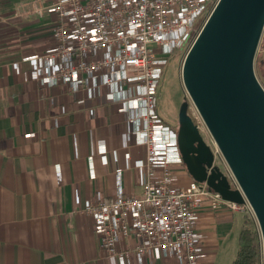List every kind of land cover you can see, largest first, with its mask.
Here are the masks:
<instances>
[{
  "label": "crops",
  "instance_id": "crops-1",
  "mask_svg": "<svg viewBox=\"0 0 264 264\" xmlns=\"http://www.w3.org/2000/svg\"><path fill=\"white\" fill-rule=\"evenodd\" d=\"M35 5L0 0V264H118L101 248L84 207L97 194L141 193L135 162L145 157V147L117 99L129 85L133 94L138 89L117 84L111 96L107 84L96 87L91 79L77 91L32 79L38 63L29 57L52 45L55 22L47 11L39 15ZM173 168L180 184L191 179L184 165ZM244 216L203 206L199 264L232 262ZM135 244L127 238L120 247ZM126 264L180 263L163 254Z\"/></svg>",
  "mask_w": 264,
  "mask_h": 264
},
{
  "label": "built area",
  "instance_id": "built-area-1",
  "mask_svg": "<svg viewBox=\"0 0 264 264\" xmlns=\"http://www.w3.org/2000/svg\"><path fill=\"white\" fill-rule=\"evenodd\" d=\"M217 0H33L35 11L54 19L53 43L29 58L38 64L30 71L43 85L65 84L74 91L92 80L94 86L135 84L120 90V110L129 113L145 157L141 168V193L125 195L120 189L112 197L99 194L84 211L93 219L94 232L107 257L118 264L130 258L169 254L180 264H199L202 258L198 230L203 206L226 208L254 215L244 197L242 203L226 200L204 182L184 184L173 166L184 165L177 143V127H171L157 112L156 90L167 63L165 55L180 48L195 30V21L206 9V17ZM128 69L135 74L126 73ZM112 96V95H111ZM83 105V100L78 101ZM196 117V116H195ZM63 117L55 118L57 124ZM215 157L217 147L211 148ZM117 169V173H119ZM231 186L239 188L231 172ZM136 240L131 248L120 244Z\"/></svg>",
  "mask_w": 264,
  "mask_h": 264
},
{
  "label": "water",
  "instance_id": "water-1",
  "mask_svg": "<svg viewBox=\"0 0 264 264\" xmlns=\"http://www.w3.org/2000/svg\"><path fill=\"white\" fill-rule=\"evenodd\" d=\"M264 28V0H217L182 63L186 92L239 188L215 163L199 126L181 103L177 143L192 179L222 198L249 202L264 264V88L254 59Z\"/></svg>",
  "mask_w": 264,
  "mask_h": 264
},
{
  "label": "rangeland",
  "instance_id": "rangeland-1",
  "mask_svg": "<svg viewBox=\"0 0 264 264\" xmlns=\"http://www.w3.org/2000/svg\"><path fill=\"white\" fill-rule=\"evenodd\" d=\"M209 9H206L195 21V30L191 33L190 37L184 42V44L171 53L165 55L167 63L163 66V72L160 77L156 95H157V112L164 119V121L171 127H177L178 111L181 103L185 100L188 101V113L192 116L194 122L199 126L201 134L203 135L206 143L211 147L215 148V143L212 136L210 135L208 129L203 123L200 115L198 114L196 108L194 107L192 101L190 100L186 89L182 81V63L186 52L192 43L194 37L198 33L199 29L203 24V19L205 18ZM264 39V28L259 40V44L256 50L254 59V70L255 74L264 88V52L262 50ZM196 116V117H195ZM215 163L219 168L228 175L230 172L226 162L224 161L220 152L216 154ZM238 215V214H237ZM240 215V214H239ZM245 221L250 222L249 227L258 232V237L261 244L260 232L257 220L254 215H245ZM262 254V248H261ZM262 264V258H261Z\"/></svg>",
  "mask_w": 264,
  "mask_h": 264
},
{
  "label": "trees",
  "instance_id": "trees-1",
  "mask_svg": "<svg viewBox=\"0 0 264 264\" xmlns=\"http://www.w3.org/2000/svg\"><path fill=\"white\" fill-rule=\"evenodd\" d=\"M245 221L244 227L238 236V249L230 264H261V244L258 232L249 227Z\"/></svg>",
  "mask_w": 264,
  "mask_h": 264
}]
</instances>
